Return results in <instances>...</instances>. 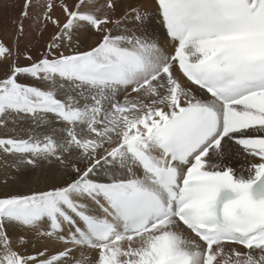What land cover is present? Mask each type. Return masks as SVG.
<instances>
[{"label":"snow or ice","instance_id":"1","mask_svg":"<svg viewBox=\"0 0 264 264\" xmlns=\"http://www.w3.org/2000/svg\"><path fill=\"white\" fill-rule=\"evenodd\" d=\"M32 4L25 0L22 17ZM153 4L174 42L169 54L124 27L143 25L146 10L129 5L114 18L116 0H77L72 9L61 0V26L47 0L43 18L60 34L39 61L13 62L0 78V128L30 118L51 129L0 137V154L13 166L55 160L76 173L66 186L0 197V264H68L77 250L75 264H89L87 249L94 264H264V0ZM80 28L99 34L96 46L57 55ZM12 55L0 41V63ZM228 142L248 160L247 175L221 166ZM109 165L107 182L91 178ZM9 228L64 247L23 255Z\"/></svg>","mask_w":264,"mask_h":264},{"label":"bare ground","instance_id":"2","mask_svg":"<svg viewBox=\"0 0 264 264\" xmlns=\"http://www.w3.org/2000/svg\"><path fill=\"white\" fill-rule=\"evenodd\" d=\"M47 0H33L32 6L28 9L29 15L22 17L21 12L24 10L25 0H0V41H2L7 47H9L13 55L7 61L0 63V78H4L8 65L15 62L19 66H30L33 62L39 61L48 52V45L52 44L53 37L60 34V29L53 25L51 22L43 18L45 12L44 4ZM61 0H54L56 6L52 12L49 13L54 19L58 20L62 26L67 17L63 13L60 7ZM66 3L70 9L73 8L77 0H62ZM99 5H103L104 0H97ZM130 6L138 7L142 12L146 10L148 19L141 26H137L134 20L124 21V27L130 31H136L138 34H145L154 40L165 52L169 54L172 52L173 45L166 38L160 21L157 18L155 6L153 0H116V8L112 14L114 18H121ZM23 22V30L18 31V22ZM150 21V23H149ZM109 27H113L109 25ZM114 30V34H115ZM99 42V34L92 30H85L80 28L73 35L72 46H68V42L65 41L59 48L54 49L56 54L64 53L65 55L73 54L74 52H83L90 50L96 46ZM59 43V42H57ZM31 57V60L28 59ZM175 75L179 76L183 83V78L175 72ZM25 77H20L19 82L23 81ZM31 81H33L31 79ZM35 82V83H34ZM32 83L43 87L42 84L34 81ZM26 84V82H24ZM27 84H31L28 82ZM186 87L189 85L185 84ZM196 95L199 97L200 92L196 90ZM207 98V97H204ZM56 136L54 138L60 139L59 126H56ZM30 134H36L40 138L44 135L51 134V129L36 124L30 118H15L9 119L6 127L0 128V137L9 136L14 138H28ZM225 157L227 165L238 167L239 161L235 158L234 152L230 153L228 150L230 146L224 144ZM0 189L5 185L7 192L0 193V197L9 195H26L33 192L51 190L53 188H59L66 186L73 179L76 178V173L72 172L70 167H65L55 160L41 161L38 167H32L28 165H20L15 163L13 157H5L0 154ZM69 164L84 169L86 161L78 158H72L68 161ZM239 164V165H238ZM109 166L100 168L92 174L91 178L97 182H107L108 176L111 174L108 170ZM236 173L247 175V172L238 168ZM10 178V179H9ZM2 182V183H1ZM99 214V213H97ZM46 226V225H45ZM45 228H41V231ZM8 235L13 242V248L21 252L23 255H36L42 251L47 250L48 254H54L57 251L63 249V245L55 244L51 241L38 235L35 230H24L20 228H9ZM23 237L26 241L23 245L16 243L17 239ZM80 250L72 253V258L77 256ZM71 260V259H70ZM68 261V264L70 263ZM75 264V263H74Z\"/></svg>","mask_w":264,"mask_h":264},{"label":"rangeland","instance_id":"3","mask_svg":"<svg viewBox=\"0 0 264 264\" xmlns=\"http://www.w3.org/2000/svg\"><path fill=\"white\" fill-rule=\"evenodd\" d=\"M178 74V73H177ZM21 83H24V82H26V84L28 83V82H30L31 84H34L35 82L34 81H31V78H28V77H25L24 79H23V81H20ZM32 82H34V83H32ZM136 94H133V96H135ZM123 98H124V93L123 92H121L120 93V99L121 100H123ZM228 144V146H230V148L229 149H226L225 151H229L230 153H232V152H234V156H235V158L239 161V166L238 167H233V166H230V165H227V163H229V162H226V157H225V155H224V158H223V160H222V163H221V166L222 167H231V168H233L234 170H235V172L237 171V169L238 168H240V169H243L244 171L247 169V167H248V160L244 157V155H243V153H242V150L239 148V146H237V145H235L233 142H228L227 143ZM225 147L226 146H224V149H225ZM1 156V155H0ZM0 161H2L1 160V158H0ZM3 162V161H2ZM10 179V178H9ZM5 181L6 180H4L3 181V183L2 184H4L5 183ZM2 184L0 185V187L2 186ZM6 188V186L4 185L1 189H0V193H3V192H7V190L5 189ZM9 196H11V195H9ZM3 197V196H2ZM45 228L46 229V227L47 226H45V225H42L41 226V228ZM15 249V248H14ZM16 250V249H15ZM79 254L75 257H73L71 260H70V263L71 264H74L75 263V260H77V259H80L81 258V252H78ZM84 255L85 256H88V257H90L91 258V260L89 261V264H94V262H95V259H96V252L94 251V250H91V249H87V250H85L84 251Z\"/></svg>","mask_w":264,"mask_h":264}]
</instances>
